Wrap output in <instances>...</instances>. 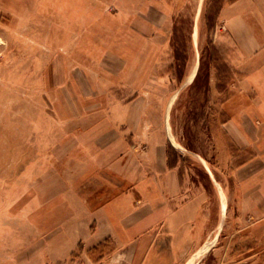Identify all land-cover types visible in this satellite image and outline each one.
I'll return each mask as SVG.
<instances>
[{
	"label": "rangeland",
	"instance_id": "1",
	"mask_svg": "<svg viewBox=\"0 0 264 264\" xmlns=\"http://www.w3.org/2000/svg\"><path fill=\"white\" fill-rule=\"evenodd\" d=\"M195 6L173 3L168 46L155 54L147 0H0V264H48L81 219L131 189L125 165L166 117L183 147L170 145L171 162L208 188L233 187L254 147L224 124L251 98L216 49L209 1L192 42ZM227 211L240 215L234 197Z\"/></svg>",
	"mask_w": 264,
	"mask_h": 264
},
{
	"label": "crops",
	"instance_id": "2",
	"mask_svg": "<svg viewBox=\"0 0 264 264\" xmlns=\"http://www.w3.org/2000/svg\"><path fill=\"white\" fill-rule=\"evenodd\" d=\"M178 1L147 0V48L155 54L168 46V18ZM193 1L192 42L209 1L216 49L223 51V63L243 71V95L251 98L240 106L239 120L224 124L237 144L254 147L235 168L233 187L218 183L226 207L216 184L208 188L171 162L170 145L175 146L166 117V131L153 127L136 166H129L132 158L125 165L131 189L81 219L80 232L65 235L48 264H215L214 258L226 256L235 264H264V0ZM231 197L238 216L228 215ZM236 224L238 233L228 230Z\"/></svg>",
	"mask_w": 264,
	"mask_h": 264
},
{
	"label": "bare ground",
	"instance_id": "3",
	"mask_svg": "<svg viewBox=\"0 0 264 264\" xmlns=\"http://www.w3.org/2000/svg\"><path fill=\"white\" fill-rule=\"evenodd\" d=\"M196 71H197V62L194 64V67H193V69H192V71H191V74H190V78H189V81H191V79H193L194 77H195V75H196ZM172 142H173V144H174V146L176 147V148H179V149H183V147L180 145V143L173 137L172 138ZM204 162H203V161ZM201 161L206 165V168H207V170H208V172L210 173V174H212V170H211V168H210V166H209V164L207 163V161L206 160H204V159H202ZM218 188H219V191H220V194H221V196H222V199H223V206L224 207H226V194H225V192L218 186ZM223 220V219H222Z\"/></svg>",
	"mask_w": 264,
	"mask_h": 264
}]
</instances>
